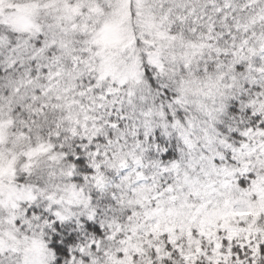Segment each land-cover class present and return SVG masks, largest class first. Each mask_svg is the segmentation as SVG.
Segmentation results:
<instances>
[{"label":"snow or ice","instance_id":"6c2138e0","mask_svg":"<svg viewBox=\"0 0 264 264\" xmlns=\"http://www.w3.org/2000/svg\"><path fill=\"white\" fill-rule=\"evenodd\" d=\"M0 264H264V0H0Z\"/></svg>","mask_w":264,"mask_h":264}]
</instances>
